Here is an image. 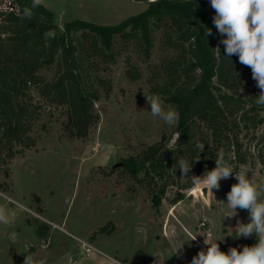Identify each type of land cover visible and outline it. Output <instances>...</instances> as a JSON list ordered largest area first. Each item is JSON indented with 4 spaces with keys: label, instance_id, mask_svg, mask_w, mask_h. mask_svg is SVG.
<instances>
[{
    "label": "rangeland",
    "instance_id": "374dc122",
    "mask_svg": "<svg viewBox=\"0 0 264 264\" xmlns=\"http://www.w3.org/2000/svg\"><path fill=\"white\" fill-rule=\"evenodd\" d=\"M41 5L53 12L60 29L76 19L113 26L148 8V2L131 0H43ZM205 8L213 10L210 0ZM133 49L122 45L116 62L101 66L110 91L107 96L102 91L95 104L98 121L85 138L66 136L65 116L44 107L31 132L34 145L0 167V184L6 186L0 190V205L13 218L10 225L0 224V264H24L26 257L33 264H109L108 258L155 264L160 256L169 257L165 264H190L207 250L205 239L217 242L225 253L258 242L256 234L236 237L237 222H250L247 210L238 208L236 215L225 217L232 214L226 200L238 182L235 172L264 183V166L257 161L231 166L234 172L220 181L219 190L194 181L182 189L186 178L172 175L158 205L152 204L143 175L134 179L122 166L125 158L162 138L168 146L176 138L174 127L151 115L145 97L158 95L152 90L159 80L155 71L167 54L159 35L149 57ZM250 85L258 88L254 79ZM164 107L173 109L166 103ZM262 132L264 125L258 135ZM117 163L121 167L113 169ZM177 193L183 198L172 204ZM38 222L48 225L43 239L35 236ZM101 227L105 233H97Z\"/></svg>",
    "mask_w": 264,
    "mask_h": 264
},
{
    "label": "trees",
    "instance_id": "16d2710c",
    "mask_svg": "<svg viewBox=\"0 0 264 264\" xmlns=\"http://www.w3.org/2000/svg\"><path fill=\"white\" fill-rule=\"evenodd\" d=\"M12 1L16 13L0 8V167L34 145L31 132L44 107L65 116L66 136L85 138L98 121L95 104L102 91L106 96L110 91L102 67L115 63L125 44L149 57L157 34L167 54L156 67L159 80L152 90L179 112L176 138L168 146L164 137L122 165L134 179L143 175L152 204L163 198L168 177L186 178L182 189H189L193 176L215 168L221 153L231 156L233 169L255 161L264 166V132L258 135L264 106L255 103L261 90L250 85V67L236 55L226 56L220 43L224 37L213 24L215 11L205 8L207 0H154L144 12L113 26L76 19L62 29L47 7L32 9L28 20L23 10L32 0ZM49 32L53 35L46 37ZM199 143H204L202 152ZM180 159L192 164L188 176H181ZM0 190L6 191L3 183ZM182 198L177 193L171 203ZM47 230V224L38 222L35 236L43 239Z\"/></svg>",
    "mask_w": 264,
    "mask_h": 264
},
{
    "label": "clouds",
    "instance_id": "9594fccd",
    "mask_svg": "<svg viewBox=\"0 0 264 264\" xmlns=\"http://www.w3.org/2000/svg\"><path fill=\"white\" fill-rule=\"evenodd\" d=\"M42 3L43 0H32L31 7L26 6L23 10L24 17L31 20L32 9ZM210 4L215 11L213 24L220 36L224 37L220 43L225 46L226 56L236 55L241 64L251 68L252 78L261 90L255 103L257 106H264V0H210ZM207 34L211 35V29ZM45 35L48 37L53 33L49 32ZM145 97L154 118H159L171 127L178 124L180 119L178 111L165 110L164 101L158 95ZM196 147L202 152L204 143H199ZM230 159V155L226 159L225 154L221 153L216 158L215 168L205 171L202 176H193L194 183L204 185L207 190H219L220 181L230 178L234 172L229 163ZM177 164L181 176H188L192 164L183 159L177 160ZM235 179L238 182L231 186L226 200L232 214H225V217L236 215L238 208L247 210L250 222H237L236 237L248 238L256 234L258 242L252 246H243L242 251L232 247L225 253L220 250L217 242L209 243L205 239L207 250L199 251L190 264H264V183L250 179L243 171L235 172ZM12 222L10 210L0 205V224L10 225ZM168 258L157 257L155 264H165ZM24 264H33V262L26 257Z\"/></svg>",
    "mask_w": 264,
    "mask_h": 264
},
{
    "label": "built area",
    "instance_id": "2783aa9c",
    "mask_svg": "<svg viewBox=\"0 0 264 264\" xmlns=\"http://www.w3.org/2000/svg\"><path fill=\"white\" fill-rule=\"evenodd\" d=\"M0 8L9 12H17V7L15 6L14 2L12 0H1ZM86 253L90 254L92 251V248L89 245H86ZM109 264H123L120 261L108 258Z\"/></svg>",
    "mask_w": 264,
    "mask_h": 264
},
{
    "label": "water",
    "instance_id": "95a60500",
    "mask_svg": "<svg viewBox=\"0 0 264 264\" xmlns=\"http://www.w3.org/2000/svg\"><path fill=\"white\" fill-rule=\"evenodd\" d=\"M133 2H141V3H147V2H151V1H154V0H131ZM171 2H175V3H183L187 0H169ZM117 167H121V163H117L115 164L112 168H117Z\"/></svg>",
    "mask_w": 264,
    "mask_h": 264
}]
</instances>
